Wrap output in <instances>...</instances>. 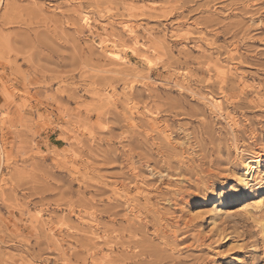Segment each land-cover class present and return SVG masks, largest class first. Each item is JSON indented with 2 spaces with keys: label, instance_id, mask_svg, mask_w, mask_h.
Instances as JSON below:
<instances>
[{
  "label": "rangeland",
  "instance_id": "obj_1",
  "mask_svg": "<svg viewBox=\"0 0 264 264\" xmlns=\"http://www.w3.org/2000/svg\"><path fill=\"white\" fill-rule=\"evenodd\" d=\"M0 109V264H264V0H0Z\"/></svg>",
  "mask_w": 264,
  "mask_h": 264
},
{
  "label": "bare ground",
  "instance_id": "obj_2",
  "mask_svg": "<svg viewBox=\"0 0 264 264\" xmlns=\"http://www.w3.org/2000/svg\"><path fill=\"white\" fill-rule=\"evenodd\" d=\"M84 15L85 16L83 17V19L88 24V27H89L88 31L91 34H94L93 29H92L94 27V25H95L94 24V19H92L91 15L88 14L87 12L84 13ZM184 28L185 27H183V29ZM186 29H188V28H186ZM147 32H149V31L147 30ZM127 34L132 39V42L133 43H132L131 46H128V43H127L128 40H126V39L124 40L125 42L121 45V44H118L116 41L110 39L109 35L106 34L99 41V44H98L99 45V49L111 51L112 55H114L115 57H117L119 55V53H120V51L118 50V47H120V46H123L125 48L126 47H129L133 52L138 53L140 51V48L141 47H140V44H139V40H138V38L136 36L135 29L133 31L132 29H130L128 27ZM110 44H112L111 47H110ZM109 57H113V56H109ZM216 98L212 97V101H211L212 102V105L216 108V111L218 112V114H220V116H224V112H225L224 107H223L222 103L220 102V100L219 99H216ZM226 119H227V124L230 126L232 132L235 133L236 132L235 131L236 129L234 128V125L232 123V120L229 119V117H226ZM6 120H7V114H6V112L3 111L2 109H0V124L1 123H5ZM234 144H235V147H236V151L242 157V160H243V161L241 160L242 161V167L240 168L239 174H237L238 177H237V180L236 181H238L241 184V186L243 187V189H246V190L247 189L249 190L253 186L259 187V188H264V160H263L264 158L262 157V153L261 152H255V151H245L244 148H241V146H239V144H237V138L235 137V134H234ZM1 148H3L1 150V152L2 153H5L4 152L5 149H4L3 145H2ZM254 189H256V188H254ZM239 207L241 209L242 208L248 209V211L250 210L249 207H251V209L254 210V212L256 213V215H260L261 213L264 212V195L263 196L256 197L255 201L252 202L250 205H249V203L248 204L247 203L246 204H243L242 203L241 206H239ZM247 214H249V213H247ZM260 221H261V219H260Z\"/></svg>",
  "mask_w": 264,
  "mask_h": 264
}]
</instances>
